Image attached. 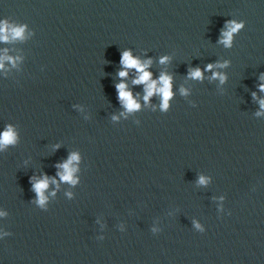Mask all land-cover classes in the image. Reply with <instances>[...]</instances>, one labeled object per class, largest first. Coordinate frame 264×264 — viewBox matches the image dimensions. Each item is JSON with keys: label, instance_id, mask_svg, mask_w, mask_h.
<instances>
[{"label": "clouds", "instance_id": "1", "mask_svg": "<svg viewBox=\"0 0 264 264\" xmlns=\"http://www.w3.org/2000/svg\"><path fill=\"white\" fill-rule=\"evenodd\" d=\"M230 27L227 31L222 33L223 39L222 43L225 44V46H230L232 41L233 33H236L242 28V24H237L235 21L229 22ZM8 30V25L5 23L3 26H0V32H6ZM13 35L15 37H21L23 33V28H15L12 30ZM0 39L7 40V36H0ZM167 60V57H164L161 59V63H164ZM121 63L125 66V68H135L139 73V77L137 80L134 81V83H145L146 84V96L145 100H147L154 92H158L162 96V108L168 107V100L171 97V78L167 75H161L159 79L160 87H157V81H152L151 83H148L151 78V73L146 71L145 69L148 67V65L151 63L150 61L147 63H141L138 59L133 58L130 52H124L121 57ZM2 67V65H0ZM213 65L209 64L207 66V70H211ZM121 77H125L127 75L126 71H121L119 73ZM190 76L192 78L200 79L202 78V72L199 68L193 70L190 73ZM214 78L219 77L221 81H223L224 77L219 73L213 74ZM117 90L119 92V98L125 102V107L129 110L137 109L139 105L134 102L131 93L126 91V85L121 83L116 86ZM261 90L264 91V85H261ZM183 91V90H182ZM261 107L264 108V101H261ZM115 118V117H114ZM15 143V134L9 126L3 133H0V146L8 145ZM78 157L75 154H72L69 161L64 163L62 166L65 169V173L61 174V179L63 181H69L74 182L72 177L73 169L69 167L72 160H76ZM201 182L203 183V178H201ZM48 186L47 178L44 180L39 181L38 183L34 184V190L37 192V194L40 196V203L41 205L44 204L45 198L42 195V192L44 189H46Z\"/></svg>", "mask_w": 264, "mask_h": 264}]
</instances>
